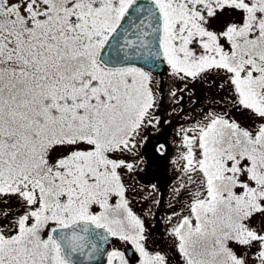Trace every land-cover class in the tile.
<instances>
[{"label": "snow or ice", "instance_id": "1", "mask_svg": "<svg viewBox=\"0 0 264 264\" xmlns=\"http://www.w3.org/2000/svg\"><path fill=\"white\" fill-rule=\"evenodd\" d=\"M0 264H264V0H0Z\"/></svg>", "mask_w": 264, "mask_h": 264}, {"label": "rangeland", "instance_id": "2", "mask_svg": "<svg viewBox=\"0 0 264 264\" xmlns=\"http://www.w3.org/2000/svg\"><path fill=\"white\" fill-rule=\"evenodd\" d=\"M162 78L164 77V71L157 73ZM180 85L177 84V87ZM197 88V94L200 97L199 101H192L187 91L177 93L175 97H169L164 89H167V81H164L162 87V99H161V114L163 116L164 127L160 129L162 133H166L169 138V145L171 148V138L173 137L174 129L183 123L185 112L191 111L190 104L194 105L196 109H199L201 102L205 101L203 93H201L200 85L195 86ZM205 92L207 89L204 90ZM183 97L182 102L180 97ZM183 108L184 112H179L178 109ZM152 130L149 129V132ZM154 135V134H153ZM143 155V153H142ZM155 172V175L152 173ZM180 173L176 171L171 163L163 165L161 169L157 171L156 165L150 166V171L145 172L144 166L141 165L131 177L127 178V182L132 185L135 181L134 187L136 191H130V195L133 197V206L138 212H142L144 208H148L149 205H153L156 209L154 213V219L156 224L153 226V232H162L165 224L163 217L169 210L175 211V208L171 207L172 196L175 195L174 189L176 188L177 177ZM145 185L144 189H140L139 185ZM155 184L157 187L155 190L148 187V185ZM158 202V203H157ZM151 224V218L148 220Z\"/></svg>", "mask_w": 264, "mask_h": 264}, {"label": "water", "instance_id": "3", "mask_svg": "<svg viewBox=\"0 0 264 264\" xmlns=\"http://www.w3.org/2000/svg\"><path fill=\"white\" fill-rule=\"evenodd\" d=\"M162 71H163V68H160V69L157 70V73H160Z\"/></svg>", "mask_w": 264, "mask_h": 264}]
</instances>
